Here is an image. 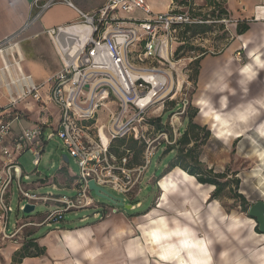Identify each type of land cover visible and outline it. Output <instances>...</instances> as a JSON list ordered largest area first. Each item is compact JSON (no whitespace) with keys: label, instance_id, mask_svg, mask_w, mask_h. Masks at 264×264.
Here are the masks:
<instances>
[{"label":"built area","instance_id":"obj_1","mask_svg":"<svg viewBox=\"0 0 264 264\" xmlns=\"http://www.w3.org/2000/svg\"><path fill=\"white\" fill-rule=\"evenodd\" d=\"M57 3L70 4L69 0H35L31 7L35 16L31 22ZM184 8L173 7L164 14H155L146 0H108L96 15L80 13L77 22L52 28L47 34L62 68L46 84H37L31 75L23 72L16 41L19 34L0 43L4 64L0 76L8 79L3 87L8 102L0 106V234L3 239L16 238L26 227L57 228L65 222L67 214L77 216L80 211L93 210L90 217L79 219L82 223L90 222V218L101 222L118 214L117 204L107 200L112 204L109 206L96 200L88 186L91 180L116 198L122 197L124 204L127 199L135 200L155 156L152 145L161 142L165 148L173 146L182 136L181 125L177 126L175 119L184 114L186 104L181 113L175 112L170 119L173 140L164 131L155 139L149 138L155 128L151 123L155 106L165 104L169 97L173 101L175 96L170 94L174 89L181 92L175 87L172 62L177 49L185 43L179 39L178 27L210 23L199 17L191 18L189 10ZM135 11L143 12L148 19L131 20L124 16ZM78 27L89 29L91 36H64ZM141 44H144L142 49ZM4 55L12 59L16 56L18 62H14L12 71ZM30 101L40 111L31 126L22 127L24 119H34ZM22 103L26 106L21 111L18 107ZM14 124L20 127V132L14 131ZM56 137L75 159L80 175L72 184L64 181L56 185L58 175L31 181L19 158L30 152L38 169L43 152ZM120 140L146 145L140 163L133 164L134 155L128 149H122L119 157L112 153ZM44 186H52L53 191L40 192ZM58 189L74 194L72 197L56 195L54 191ZM15 192L19 193L17 210L11 206ZM27 205L35 206V211L40 205L46 206V211L40 214L42 223L20 220V214H27ZM141 205L140 202L131 204L132 210Z\"/></svg>","mask_w":264,"mask_h":264},{"label":"crops","instance_id":"obj_2","mask_svg":"<svg viewBox=\"0 0 264 264\" xmlns=\"http://www.w3.org/2000/svg\"><path fill=\"white\" fill-rule=\"evenodd\" d=\"M107 1L69 0L70 4L67 5L57 3L46 10L39 19L31 22L35 16L31 9L35 0H0V43L19 34L16 41L21 50L23 72L31 75L37 84H46L62 68V62L47 31L77 22L80 13L96 15ZM146 3L155 14H164L174 7L173 0H146ZM225 8L228 9L232 27L235 30H230L231 34L233 33L232 41L218 58L204 57L199 63V74L196 80L198 91L195 94L197 98L192 103L199 110L195 121L197 124L207 126L213 137L227 144L234 139L244 137L251 130H254L263 140L264 136L261 133H264V0H227ZM124 16L131 20L148 19L141 11ZM238 21H247L250 29L244 35L236 37ZM242 56H246L247 60L243 65L240 64ZM6 57L10 62L13 60L11 56ZM3 67V59L0 55V70ZM7 80V77L0 76V106H3L1 103L8 102V95L3 89ZM234 101L236 104L232 105ZM35 116L36 114L31 120L24 119L22 127L31 126L36 120ZM181 122L180 131L183 133L186 128L185 118ZM13 127L16 133L20 132L17 124ZM259 157L264 159V150ZM66 172L68 177L65 180L68 184H72L76 177L72 176L67 169ZM189 178L196 183L188 185L189 188L197 189L203 186L199 185L194 177L178 168L159 182L162 203L158 209L168 210L172 196H176L175 198L183 202V210H189L190 205L192 207L186 213L177 210L178 214L175 215L178 216L177 219L171 220L155 213L149 218L152 220L151 224L146 226L141 222L138 226L135 221L129 222L120 216L107 217L104 222L97 221L74 229L67 228L66 221L57 228L47 225L31 226L35 228L34 231L28 233L24 239L21 236L26 229L9 241L3 239L0 234V264H12L15 253L20 251L30 238L35 239L41 248H45V255L27 257L21 264H129L133 260L138 261L135 264H149V258L145 256L142 246L144 240L149 242L154 253L157 252L154 255L151 254L156 258V262L168 264L162 260V248L172 246L171 242L162 245L150 243V234L159 230L158 222L161 219L165 220L170 228L171 223L175 221L182 229L187 227L203 238L208 264H214L210 245L222 238L218 225L221 221H225L226 216L220 212L217 203L211 207L208 220H202L199 210L203 204L202 201L188 200L190 190L182 189L185 187L183 182ZM42 219L40 215L37 218L28 217L26 220L42 223ZM236 220L238 221V218L232 220L233 227H237V223L234 222ZM138 231L143 236L137 246L138 250L128 251L127 246L123 249L122 242L125 245L127 243L125 235H133ZM255 235L261 238L258 248L247 254L243 260L232 264H264V235L260 236L257 233ZM112 241L119 243V250L116 252L112 251ZM222 256H225V253H222Z\"/></svg>","mask_w":264,"mask_h":264},{"label":"rangeland","instance_id":"obj_3","mask_svg":"<svg viewBox=\"0 0 264 264\" xmlns=\"http://www.w3.org/2000/svg\"><path fill=\"white\" fill-rule=\"evenodd\" d=\"M193 8H202L204 14L210 12V9L206 6V2L204 0H195ZM184 9L188 10L187 8ZM224 25H226V30L229 28L227 30L229 34L227 38L229 39L233 34H231L230 30H235V28L232 27L230 17L228 18V21L224 23ZM180 31L181 30H178V35L180 34ZM192 42L194 43L195 47L197 46L198 48L202 49V51L198 53H186L185 55L181 56V59H177L175 57L174 59H172V62L175 64V69L173 71L175 87L177 85L181 92H176V90L174 89V92H171L170 94L171 97L175 96L173 101H170L169 97L168 99H166L165 104L156 105V109L151 115L152 120H156V125H159V123L157 122L158 118L161 120L162 126L164 127L165 131L168 132L169 138L171 140H173V128L171 127L170 122L172 115L175 112L181 113L183 104H186V109L189 108L188 105L195 109V107L192 105L194 100L197 98L195 94L196 91H198L196 84L197 77L195 74L197 70V62L195 57L198 54L201 55L204 53V57L218 58V56L220 55L219 51L228 43L225 38L223 39V32L219 29L218 26L214 28L212 33H208L203 37H196V39ZM143 46L144 44L140 45L141 49L143 48ZM175 47L178 48L179 46L175 45ZM246 61V56H242L240 59V64L243 65L246 63ZM237 88L240 87L237 86ZM6 103L1 104H3L4 106L6 105ZM30 104L34 106L33 114H38V112L40 111L38 105L31 101ZM235 104L236 102L234 101L232 105ZM25 106L26 103H22L18 108L22 111ZM160 116L162 117L160 118ZM184 118L187 128L189 122L185 114L176 117L175 121L178 122L177 126L181 125V121ZM149 135L150 139H155L159 135L156 127L151 130ZM143 145L144 144H135L132 140H123V142L120 141V143L118 142L115 145L112 153L115 156L119 157L122 149H130L134 151L136 155L134 157V163H140L143 157ZM152 148L153 155L155 156L153 157L152 164L148 170L149 173L146 175L145 180L140 185L142 190L137 195L135 200L130 201L127 199L125 203L127 205H131L140 202L142 203V205L135 210L120 207V212L112 216V218L115 216H120V218L123 217V219L128 220L129 222L135 221L138 226L140 225V222L146 226L148 224H151L152 220H150L149 218L151 216L153 217L155 213L159 214L160 216H164L165 218H171L172 220L177 219L176 217L178 216H175L176 214H178L177 210L183 212L185 211L184 213L191 210V205L189 207V210H183V202L178 200L179 198H175L176 196H172L173 198H170L171 206L168 210L164 209L162 211L158 209L161 207L162 203V191L159 187V182L166 177H163V175L168 171V164L172 161L173 158L177 156V154L176 151L167 153L169 146L165 148L164 145H161V142L154 143L152 145ZM262 149L264 150V139L262 140L254 130H251L249 134L244 135V137L234 139L228 144L216 137H213L211 133V138L205 145L200 147V149H198L196 153L199 154L202 162L208 169H213L215 170V172L219 173H226L228 175L227 180L230 182L234 179H238L240 181L238 193L242 194L245 200H247L248 210L256 202L264 201V187H261V185L264 184V159L262 160L259 157V155L263 152ZM64 155L69 158V163L67 164V166H65V168L69 171V173H71L72 176H79L80 168L78 164L73 157H70L68 151L63 147V143L57 137L53 141H50V143L47 145L45 151L42 154V162L38 169L34 165L35 159L30 152L24 153V155L19 158V163L24 173H27L31 176V181L45 179L46 177L48 179H52L54 176L58 175L57 181L55 182V184L58 185V183L60 184V182L66 181L65 179L68 177V174H65L63 172L61 173L60 171V169L64 165V161L62 158ZM36 172L39 174H37ZM173 184H175V182H173ZM192 184L196 183L190 179H185V182H183V185L185 187H183L182 189L184 191L186 189L190 190L188 200L192 201L195 199H199L200 201H202L203 204L201 206V209H199L200 214L203 217L202 220H208V215L210 214L211 207L217 205V203L220 207V212L224 216H226L225 221H221L220 225H218V231L222 233V238L218 239L210 245V248L212 249L214 264H232L233 262H239L243 260V258L246 257L247 254L258 248L257 246L260 244L261 238L259 239L255 235V233H257L255 231L256 220L248 216V213L244 212L245 208L243 207L241 202L233 197V189L235 188V185L233 187L227 188L220 195V198L218 200H211L210 197L215 188L206 185H203L202 187L197 189L189 188L188 185ZM59 189L56 192L54 191L56 195H66L72 197L74 194V192L72 191H63ZM49 191H53L52 186H44L41 188L40 192L46 193ZM94 196L96 200L99 201V203L112 206V204H110L107 200L100 199L95 194ZM18 203L19 193L15 192L12 198L11 206L15 210H17ZM45 211L46 206L40 205L37 210L31 214H20V220L25 221L28 217H40V214ZM92 212L93 210L90 209V211L78 212L77 216L75 215V213L67 214L65 218L67 228H81L97 222L98 220H94L92 218H90V222L87 223H81L79 221V219L82 217H90V215H92ZM234 218H238V221H234L235 223H237L238 228L235 226L233 227L232 220H234ZM182 219L183 218H181V220ZM14 221L15 215L12 217L11 222L13 223ZM104 221H106V219ZM34 229V227L26 228L21 237H23L24 239L25 236L28 233H32ZM257 234L261 236V234ZM206 235L208 236L209 233ZM141 237L143 236L139 231L133 235L127 234L125 235L127 243L125 245L122 242L121 247L125 249V247L127 246L128 251L135 252L138 250L137 246L141 242ZM142 244L143 250L145 251V256H148L149 258V264H158V262H156V258L153 256L157 252L154 253V251H152V248L148 241L144 240ZM118 245L119 243L112 241L113 252L119 250ZM222 253H225V256H222ZM142 261L144 260L142 259ZM136 262L138 261L133 260L130 261L129 264H135Z\"/></svg>","mask_w":264,"mask_h":264},{"label":"trees","instance_id":"obj_4","mask_svg":"<svg viewBox=\"0 0 264 264\" xmlns=\"http://www.w3.org/2000/svg\"><path fill=\"white\" fill-rule=\"evenodd\" d=\"M204 1L206 2V6L210 9V12L205 14L203 13L202 8H193L195 0H173V5L175 9H178V7H185L189 10L191 18L196 19L197 17H199L202 19L203 22H210V24L203 23L178 27L179 30H181L179 34V39L185 43L183 45H180V47L177 49L175 54V58L177 59H181V56L185 55L186 53H198L202 51V49L198 48L197 46L195 47L192 41L195 40L196 37H203L208 33H212L214 28L217 26L223 32V39L225 38L226 41H228V43L219 51V53H223L232 41V37H230L229 39L227 38L229 34L226 30V25H224V23L222 22L228 21L229 18L228 9L225 8L227 0ZM174 13H177V11H175ZM236 24V37L244 35V33H246L250 29V24H248L247 21H238ZM204 56L205 54L203 53L201 55L198 54L195 57L197 62V70L195 72L196 77L199 74V63L204 58ZM188 106V110L186 109L184 112L189 122L188 126L183 131L182 136L177 141V143L173 146H169L168 148L167 153L176 151L177 156L173 158L172 161L168 164V171L163 175V177L167 176L174 169L178 168L179 170L186 172L189 176L194 177L199 185L202 184L209 187H214L215 190L213 191L210 197L211 200H218L220 198V195L227 188L233 187L235 185V188L233 189V197L241 202V204L245 208L244 212L248 213V202L247 200H245L242 194L238 193L240 181L238 179H234L230 182L227 180L228 175L226 173H219L215 172V170L213 169H208L202 162L199 154L196 153V151L200 149V147L205 145L207 141L211 138V132L207 126H202L196 123L195 119L199 114V110H197L196 108H192L190 105ZM157 122L159 123V125H156V120H151V123L155 125L158 132H166L159 118ZM120 141L123 142V140ZM133 143L139 144L136 141H133ZM143 146L145 151L146 145L144 144ZM130 151L135 157L136 155L134 151ZM144 151L142 152V155ZM65 165H67V163H65ZM60 171L61 173L63 172L65 174H68L66 172L65 167L61 168ZM135 205L136 204H132V206ZM255 231L261 234L258 229V226L255 227ZM45 252V248H41L35 239H27L20 251L15 253L12 264H21L22 261L27 257H42L43 255H45Z\"/></svg>","mask_w":264,"mask_h":264},{"label":"clouds","instance_id":"obj_5","mask_svg":"<svg viewBox=\"0 0 264 264\" xmlns=\"http://www.w3.org/2000/svg\"><path fill=\"white\" fill-rule=\"evenodd\" d=\"M264 136V133H261ZM264 187V184L261 185ZM159 230L153 231L150 243L162 245L171 242L172 246L162 248V260L168 264H208L205 252V240L197 233L181 228L177 222L171 223V228L161 219ZM203 254V255H201Z\"/></svg>","mask_w":264,"mask_h":264},{"label":"water","instance_id":"obj_6","mask_svg":"<svg viewBox=\"0 0 264 264\" xmlns=\"http://www.w3.org/2000/svg\"><path fill=\"white\" fill-rule=\"evenodd\" d=\"M63 161L64 163H69V158L67 156H63ZM89 189H91L94 194L103 200H108L112 204H117L119 207H125L127 209L132 210L131 205H127L123 203V198H116L114 195L109 193L106 189H102L97 187L95 182L91 180L88 184ZM35 211V206H26L25 213L31 214ZM248 216L252 217L253 219L256 220V226H258L259 231L261 234L264 235V201H258L255 204H253L248 211Z\"/></svg>","mask_w":264,"mask_h":264},{"label":"bare ground","instance_id":"obj_7","mask_svg":"<svg viewBox=\"0 0 264 264\" xmlns=\"http://www.w3.org/2000/svg\"><path fill=\"white\" fill-rule=\"evenodd\" d=\"M65 37H72V38H84V37H89L91 36L90 34V31L89 29H86V28H80L78 27L76 29V31H72V32H68L64 35ZM18 52L20 53V56H21V50H20V47L18 46ZM4 59L6 61V64H8V67L10 68V70L12 71L14 66H15V63L18 62L17 59H13L11 62L8 61V58L6 57V55H4ZM22 59V57L20 58ZM15 62V63H14ZM21 68H22V64H20ZM23 69V68H22ZM184 176V175H183ZM186 176V175H185ZM190 179V178H189ZM165 184V183H164ZM170 184V183H169ZM181 197V196H180ZM182 198V197H181Z\"/></svg>","mask_w":264,"mask_h":264}]
</instances>
